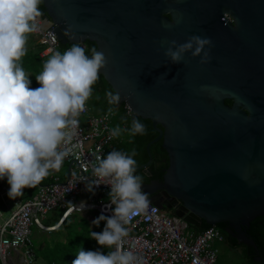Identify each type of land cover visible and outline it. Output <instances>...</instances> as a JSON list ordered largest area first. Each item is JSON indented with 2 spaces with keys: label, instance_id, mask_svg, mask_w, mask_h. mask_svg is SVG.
Segmentation results:
<instances>
[{
  "label": "water",
  "instance_id": "1",
  "mask_svg": "<svg viewBox=\"0 0 264 264\" xmlns=\"http://www.w3.org/2000/svg\"><path fill=\"white\" fill-rule=\"evenodd\" d=\"M42 2L61 44L89 40L105 55L99 73L119 93L116 106L151 121L147 153L162 141L164 202L146 191L150 202L196 229L226 222L238 244L256 249L246 229L264 215V0ZM193 35L210 39L208 62L189 52L173 64L167 42Z\"/></svg>",
  "mask_w": 264,
  "mask_h": 264
},
{
  "label": "clouds",
  "instance_id": "2",
  "mask_svg": "<svg viewBox=\"0 0 264 264\" xmlns=\"http://www.w3.org/2000/svg\"><path fill=\"white\" fill-rule=\"evenodd\" d=\"M41 3L0 0V180H7L10 199L23 195L25 188L35 187L50 170L62 165L68 155L62 146L71 143L100 69L107 63L102 52L93 48L89 56L74 43L63 53L51 55L35 76L40 87H30L20 61L27 51L28 34L37 31ZM167 43L164 55L173 64L180 63L189 52L191 57L200 56V63L208 62L209 54L203 51L211 44L208 38L193 35L182 44L175 40ZM106 96L110 105L120 103L119 93L108 92ZM124 131L135 136L143 135L146 129L139 119H133L130 129L117 126L110 130V137ZM134 156L135 152L129 155L112 150L97 157L94 173L103 183L93 181L86 187L89 191L94 185L109 187L111 215L101 214L92 221L95 226L103 221L104 227L91 232L90 238L99 248L112 250L104 253L78 248L71 264H145L142 256L125 248L127 225L150 205L142 178L136 174Z\"/></svg>",
  "mask_w": 264,
  "mask_h": 264
},
{
  "label": "built area",
  "instance_id": "3",
  "mask_svg": "<svg viewBox=\"0 0 264 264\" xmlns=\"http://www.w3.org/2000/svg\"><path fill=\"white\" fill-rule=\"evenodd\" d=\"M47 25L43 16L37 18V31L32 34L43 45L40 55L46 60L56 52L63 53L72 44L60 46V40ZM78 44L85 48L83 42ZM40 87L39 84L32 88ZM124 116H131L130 107L124 103ZM117 109L91 112L86 103V110L79 116V127L71 143L62 148L68 152L64 161L68 163L65 176L52 175L49 182L38 185L37 192L30 198L20 201L14 199L16 208L0 223V264H12L10 252L17 254L22 264H37L35 250L31 240V226L48 230L58 226L63 218L70 215L81 205L94 209L107 216L111 215L109 206V187L105 184L94 185L98 181L94 173L97 157L117 150L116 144L121 136L110 137ZM124 124V123H123ZM9 186L5 179L0 180V198L8 194ZM88 196V201L82 197ZM60 209L56 222L47 225L42 217L49 211ZM2 212H0V217ZM129 236L125 248H129L144 258L145 264H223L218 262L219 244L224 237L215 225L196 229L182 217L164 212L150 202L145 213L137 215L127 225Z\"/></svg>",
  "mask_w": 264,
  "mask_h": 264
},
{
  "label": "trees",
  "instance_id": "4",
  "mask_svg": "<svg viewBox=\"0 0 264 264\" xmlns=\"http://www.w3.org/2000/svg\"><path fill=\"white\" fill-rule=\"evenodd\" d=\"M39 7L42 16L45 17L43 2ZM36 38L37 37L32 33L28 34L26 44L27 51L20 61L23 69L28 74V79L31 81L30 87L37 85L35 76L42 71L43 63L46 61V59L40 55L43 45H41ZM84 44L86 55L90 56L91 50L93 48L96 49V44L95 42L89 40H86ZM60 46L65 47L66 45L61 44L60 42ZM92 92L100 93L103 98L102 101L104 108L101 111L108 110L109 108L117 109L118 116L128 123L129 129L131 128L133 119H139L140 122L144 124L146 129L145 133L143 135H131V140L128 143L132 152H135L136 163L146 161L149 157H152L155 161L160 162L158 168L166 166V162L162 163L161 161V159L166 157V152L161 146V141H156L150 144V155L146 151V144L157 135V132L152 127L151 121L149 119H142L138 116H124V103L119 106L110 105L106 94L108 92H115L100 73L99 79L93 85ZM226 103L229 104L231 101L226 100ZM50 175H47L40 183H38V185L49 182ZM89 211L93 214L94 219L102 214L94 209H89ZM52 224H54V222L47 225ZM216 225L220 226L221 223H217ZM208 226L210 225L203 222L201 228ZM103 227V221L99 224V226H95L90 223L86 217L76 214L75 212L66 216L61 224L55 229L45 231L38 228L36 235H33V239L31 238L37 264H71V262L76 258L78 248H82L86 251L100 250L104 253L111 251L112 249L99 248L96 241L90 238L91 232L102 231ZM220 231L226 235L223 229ZM246 233L253 239L257 246L256 249H254L249 245L240 244L245 246V255L248 262L251 264H264V215L254 218L250 222L249 227L246 229ZM233 244H237L235 240H233ZM257 257L260 258L259 261L256 260Z\"/></svg>",
  "mask_w": 264,
  "mask_h": 264
},
{
  "label": "rangeland",
  "instance_id": "5",
  "mask_svg": "<svg viewBox=\"0 0 264 264\" xmlns=\"http://www.w3.org/2000/svg\"><path fill=\"white\" fill-rule=\"evenodd\" d=\"M102 100L103 98L101 97L100 93L92 92L91 98L87 101V104L89 105L91 112H101V110H103L104 104ZM123 123L126 124V121L122 119L120 116L116 115V117L114 118V122H113V128L119 126L122 129ZM120 136L123 137V134H121ZM116 147L121 149V144L117 143ZM66 168H67V163L63 161L62 171H65ZM48 175H50V177L52 175L62 176V174L52 172L51 170ZM5 183L8 184L6 179H5ZM37 190H38V184L33 188H25L23 190V195L17 196L16 198H18L20 201H24L27 198H30L33 194H35ZM88 198L89 197L87 195L82 197L84 201H88L87 200ZM6 206L8 207V209L6 208ZM15 208L16 206L14 203V199H10L8 194H4L3 197L0 198V212H2V216L0 217V223H2L3 219L9 216L10 210L15 209ZM163 211L172 214L168 210L164 209ZM75 212L76 214L86 217L90 223H92V221L94 220L93 214L87 209V207L84 204L81 205L80 208L72 212V214ZM60 213H61V210L56 209V210L49 211L43 217L41 215L39 216L41 217V220L43 223L51 224L56 221ZM50 230L52 229H48L45 231H50ZM37 232H38V228L35 225H32L31 226V238L32 239H33V235H36ZM244 245H237L235 248H230V247L224 246L222 243L219 244L218 262L223 263V264H251L250 262H248L246 258ZM10 254H11L12 260L14 261L12 264H22L18 261L17 254L15 252L11 251Z\"/></svg>",
  "mask_w": 264,
  "mask_h": 264
},
{
  "label": "flooded vegetation",
  "instance_id": "6",
  "mask_svg": "<svg viewBox=\"0 0 264 264\" xmlns=\"http://www.w3.org/2000/svg\"><path fill=\"white\" fill-rule=\"evenodd\" d=\"M222 18L225 19L226 22H230V24L232 26L235 25V16L231 11L223 10ZM226 100H229V99H226ZM226 100H225V103H226ZM229 104H231V103H229ZM122 129H129L127 122H126V124L125 123L123 124ZM122 134H123V137H121L122 140L120 142L121 149H118V151L131 155L133 152L128 146V143L131 140V134L128 131H124V132H122ZM158 141H161V140H158ZM133 158L135 159V156ZM148 159L146 161L136 163L137 166H140V165L146 163L148 161ZM161 161H162V163L166 162V166L158 168L160 162L155 161L151 157V162L147 166H145L143 168L136 169V174L142 178V188L144 189L143 191H145V192L146 191L147 192L154 191L155 194H157L155 200L158 201V203L164 202V196H163L162 189L160 187V183L162 181V177H163V174L165 172V169L168 166L167 153H166V157L161 159ZM215 226H217L220 230L223 229L226 233V235L224 233H222L223 237H224V241L222 244L224 246H227L230 248H235L237 245H240L237 243V240L235 237H233L227 233L228 224L226 222H221L220 226H218V225H215ZM233 240H235L237 244H233Z\"/></svg>",
  "mask_w": 264,
  "mask_h": 264
},
{
  "label": "crops",
  "instance_id": "7",
  "mask_svg": "<svg viewBox=\"0 0 264 264\" xmlns=\"http://www.w3.org/2000/svg\"><path fill=\"white\" fill-rule=\"evenodd\" d=\"M65 162V161H64ZM66 163V162H65ZM62 167H63V163H62V165L59 167V169H54V170H51L52 172H55V173H58V174H62V176L64 175L65 176V174H66V171H67V168H68V163H67V168H66V170L65 171H62ZM61 176V177H62ZM8 185V184H7ZM9 186V185H8ZM6 208L8 209V207L6 206ZM13 210V209H12ZM11 211V210H10ZM59 226V225H58ZM58 226H56L55 228H57ZM18 261H19V258H18ZM12 262H14L13 260H12ZM20 262V261H19Z\"/></svg>",
  "mask_w": 264,
  "mask_h": 264
}]
</instances>
